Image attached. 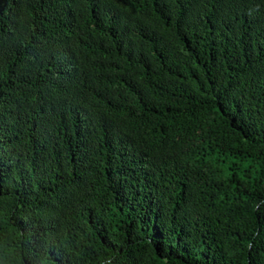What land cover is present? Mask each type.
<instances>
[{
  "label": "trees",
  "instance_id": "trees-1",
  "mask_svg": "<svg viewBox=\"0 0 264 264\" xmlns=\"http://www.w3.org/2000/svg\"><path fill=\"white\" fill-rule=\"evenodd\" d=\"M0 264H264V0H0Z\"/></svg>",
  "mask_w": 264,
  "mask_h": 264
}]
</instances>
